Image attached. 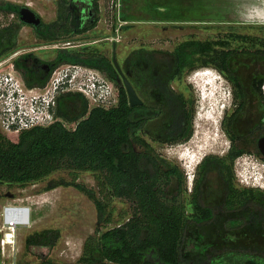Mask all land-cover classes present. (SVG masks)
<instances>
[{
	"label": "trees",
	"instance_id": "1",
	"mask_svg": "<svg viewBox=\"0 0 264 264\" xmlns=\"http://www.w3.org/2000/svg\"><path fill=\"white\" fill-rule=\"evenodd\" d=\"M55 1L57 19L49 24L41 21L33 26L41 38L56 40L62 34H79L94 27L95 23L78 27L76 10L73 15L69 10L74 0ZM93 4L96 15L97 0H93ZM19 9L14 3L0 0V11L19 17ZM150 13L154 18V13ZM123 16L122 19L126 20L127 16ZM21 24L24 23L19 19V22L0 27V58L14 52ZM231 41L238 45L233 47ZM171 55L173 61L166 76L151 79L169 112L167 142H185L193 132V111L188 100L169 86L172 80L181 78L186 71L197 66L217 68L232 82L236 98V106L226 119L230 149L226 157L207 155L200 161L191 190V213L186 212L181 200L183 173L178 166L156 154L152 146L138 135L148 118H134L144 105L130 106L122 83L118 88L117 104L108 108L94 107L87 111V99L77 92L59 96L56 115L64 121L75 122L73 129L67 128L61 120L23 130L16 141L0 133V184L34 183L66 166L97 172L100 185L111 197L127 199L133 204V213L125 222L104 230L95 242L86 241L77 263L68 264H214L219 259L225 264L242 261V264H253L254 259L264 261V250L256 247H225L223 250L204 247L200 258L191 259L183 253L189 228L205 226L216 219L215 209L204 204L203 200V184L211 172L218 173L223 186L222 208L217 209L225 213L242 212V216L229 219L230 225L257 224L264 227V190L236 188L232 168L233 160L244 151L242 135L233 128V123L243 110L246 99L242 80L233 71L232 61L241 55L264 60V40L247 35H229L226 39L210 41L185 40L175 46ZM60 62L84 64L98 69L106 78L120 80V75L105 56L87 50H59L52 65ZM13 63L28 85H42L46 81V77L41 80L28 78L21 59H15ZM263 82V74L255 75L251 81L253 92L262 98L260 87ZM77 103L82 110L71 115L69 110ZM135 143L140 146L139 150ZM173 183L176 192L169 190ZM59 186H72L82 192L93 201L99 216L107 215L109 219L108 203L101 200L92 188L76 179H58L49 181L44 190ZM250 207L257 208L250 210ZM58 237L59 230L45 229L27 235L24 244L26 248H52ZM43 264L53 263L46 259Z\"/></svg>",
	"mask_w": 264,
	"mask_h": 264
},
{
	"label": "rangeland",
	"instance_id": "2",
	"mask_svg": "<svg viewBox=\"0 0 264 264\" xmlns=\"http://www.w3.org/2000/svg\"><path fill=\"white\" fill-rule=\"evenodd\" d=\"M5 1L20 8L24 6L30 8L44 23L49 24L57 19L58 6L55 0ZM148 1L131 0L128 3L123 0H97L94 27L79 34H62L59 39L51 41L41 38L33 26L21 24L14 52L0 58L6 60L1 69L4 72H17L14 66L13 68L11 66L13 59L28 52L44 60H51L59 50L58 47L67 42H70L71 50H87L105 56L114 67L116 63L144 105L134 118L142 116L148 118L138 135L152 146L156 154L178 166L183 173L184 192L181 200L186 212L191 213V190L200 161L207 155L226 157L230 149L226 119L236 106L234 86L217 68H214V71H205L211 66H197L186 71L181 78L172 80L170 89L183 95L191 106L193 132L185 142L170 143L165 140L170 122L169 112L165 109L164 99L153 87L151 79L166 76L167 68L173 61L171 52L182 41L226 39L229 35H247L264 40V19L254 18L260 16L258 12L263 8V0H241L239 9L244 12V16L256 15L247 20L242 19V14L236 17L230 15L227 18L205 16L206 19L200 16L195 18L204 19L158 20L152 18L149 10V7L155 5L151 2L153 0ZM76 3L70 5L72 15L74 10H79ZM123 15L127 16L126 20L122 19ZM129 16L132 18L129 19ZM11 22H19V17L14 13L0 11V27ZM231 45L234 47L238 43L231 41ZM232 69L242 80L246 98L249 99L253 88L252 78L255 75H264V60L253 56H236L232 61ZM109 81L113 86V94H116L118 99V88L121 83L123 84L122 79L120 77V80ZM89 102L87 111L95 107ZM114 102L113 105H116L118 101ZM251 102L242 110V117L238 115L233 123V128L238 133H243L255 121L256 114ZM81 110L77 103L74 107L71 106L69 111L71 115H75ZM63 123L70 129L76 124L66 120ZM0 133L11 141H16L19 135L3 129L1 125ZM135 148L139 150L140 146L135 143ZM252 160L241 155L233 160V182L236 188L264 189L262 172L264 165L257 159L253 162ZM97 175V172L79 171L63 166L34 183L0 184V227L2 209L5 205H25L30 208V226L17 228L13 234L8 233L4 236L7 243L3 246L0 264H42V259H47L53 264L77 263L86 241L95 242L101 232L125 222L133 213V204L127 199L111 197L100 185ZM58 179L68 181L76 179L92 188L101 200L108 203L109 219L107 215L100 217L93 201L72 186L44 190L49 181ZM175 187L173 183L169 190L176 192ZM222 191L223 186L218 173L211 172L203 184V200L204 204L215 209L216 219L205 226L189 228L183 253L190 259L198 256L200 258L201 250L210 246L219 250L242 246L264 250V227L257 224L232 226L229 219L242 216V212L225 213L217 209L222 208ZM254 208L257 207H250V210ZM45 229L59 230V237L52 248L37 247L29 250L24 247L28 233ZM7 231L10 230L4 228V232ZM254 260L253 264H264V261ZM219 262L221 259L214 264Z\"/></svg>",
	"mask_w": 264,
	"mask_h": 264
},
{
	"label": "built area",
	"instance_id": "3",
	"mask_svg": "<svg viewBox=\"0 0 264 264\" xmlns=\"http://www.w3.org/2000/svg\"><path fill=\"white\" fill-rule=\"evenodd\" d=\"M5 62L0 60V125L9 132L19 134L23 130L61 121L56 115L57 101L67 92L80 93L95 107L108 108L118 101L111 82L96 68L63 63L51 70L42 85H28L19 73L2 71ZM1 216L0 230H10L5 235L30 225V208L25 205H5Z\"/></svg>",
	"mask_w": 264,
	"mask_h": 264
},
{
	"label": "flooded vegetation",
	"instance_id": "4",
	"mask_svg": "<svg viewBox=\"0 0 264 264\" xmlns=\"http://www.w3.org/2000/svg\"><path fill=\"white\" fill-rule=\"evenodd\" d=\"M125 2L130 3L131 0H123ZM151 0H149L148 2H150ZM198 3H210V4H221L224 9H226V11H217L215 10L214 12L211 11H205L202 12V15H211L213 14V16H217L219 18H227L228 16L232 14H238V13H242L244 14L243 11H241L239 9V6L241 4V0H195ZM77 2L76 4L79 5V10L77 9V20H78V24H79V28H83L85 27L87 24H92L94 23L95 20V9H94V4H93V0H74V3ZM154 3V0L151 1ZM160 3L166 4L169 3L167 0H162L159 1ZM262 4L264 5V0L262 1ZM242 6H244L242 4ZM264 7L258 12L261 13L263 11ZM147 10V9H146ZM230 11V12H228ZM251 18V17H250ZM247 16H242L243 20H247L250 19ZM254 19V18H252ZM42 21V20H41ZM33 26V25H31ZM70 42H67L65 44H63L62 47H58L59 50H69L70 48ZM56 51V55L54 56L53 59L51 60H44L40 57H38L37 55H35L32 52H28V53H24L20 56H15L16 58L13 59L12 61V65L14 66V60L15 59H21V63L23 64V68L27 73V77L30 79H34V80H41L44 77H46V80L51 72V70L53 68H55L57 65L63 64V63H69V62H60L57 65H52L53 63H55L58 51ZM18 72V71H17ZM19 73V72H18ZM20 74V73H19ZM22 75V74H20ZM253 87V86H252ZM264 87V82L261 84V92H262V96L257 95L256 93L253 92V88H252V93L249 99H245V105L243 107V109L251 102V105L253 107V111H255V121L252 122V124H250V126L247 128V130H245L243 133L241 132L242 135V148H244V151L242 152L241 156H244L245 158H251V159H257L258 161L262 162V164L264 165V153L260 150L259 148V140L261 138H264V94H263V89ZM263 90V91H262ZM250 105V106H251ZM240 117H242V110L240 112ZM252 160V162H253ZM262 172H264V168L262 169ZM259 187H263V186H259ZM264 190V189H261ZM30 226V225H29ZM4 229L2 228L0 230V256L3 254V246H2V241L4 240L3 237L5 236ZM33 232L28 233L32 234ZM7 241V238L5 240V243ZM24 247L26 248L25 244ZM36 247H30V248H26L29 250H32ZM46 259H42V264Z\"/></svg>",
	"mask_w": 264,
	"mask_h": 264
},
{
	"label": "water",
	"instance_id": "5",
	"mask_svg": "<svg viewBox=\"0 0 264 264\" xmlns=\"http://www.w3.org/2000/svg\"><path fill=\"white\" fill-rule=\"evenodd\" d=\"M163 5H164V8H158V6L149 7V10L154 13L153 17L155 19H158V20L204 19V18H183V17L181 18V17L172 16V14L170 13V10H171L170 7L173 8L174 5L171 4V3H166V4H163ZM254 16H256V15H253V16L251 14L248 15L249 18L250 17H254ZM212 18H214V17H212ZM254 18L264 19V17H262V16H258V17H254ZM19 19L24 24L33 25V26H37L41 22V18L33 10H31L30 8H28L26 6L21 7L19 9ZM115 69H116V71L118 72V74L120 75V77L122 79L123 86L125 88V91H126V94H127V98H128V101H129V105L130 106H136V105L142 104V101L138 97L133 85L128 80V78L123 74L122 70L120 69V67L116 63H115ZM259 148L264 153V138H261L259 140Z\"/></svg>",
	"mask_w": 264,
	"mask_h": 264
},
{
	"label": "bare ground",
	"instance_id": "6",
	"mask_svg": "<svg viewBox=\"0 0 264 264\" xmlns=\"http://www.w3.org/2000/svg\"><path fill=\"white\" fill-rule=\"evenodd\" d=\"M159 1L162 2V0H154V6H158V8H164L163 3H160ZM169 3L173 4L174 7H170V13L172 16L175 17H183V18H195V17H214L213 14L211 15H202V12L205 11H211L214 12L215 10L217 11H226L224 7L221 4H210V3H201L197 2L195 0H167ZM264 7V5H263ZM230 12V11H228ZM239 14H242L241 12L238 14H232L234 17L238 16ZM260 16L264 17V9L261 13H258ZM244 14H242L243 16ZM206 16V17H205ZM205 81V80H204ZM7 236V234H6Z\"/></svg>",
	"mask_w": 264,
	"mask_h": 264
},
{
	"label": "clouds",
	"instance_id": "7",
	"mask_svg": "<svg viewBox=\"0 0 264 264\" xmlns=\"http://www.w3.org/2000/svg\"><path fill=\"white\" fill-rule=\"evenodd\" d=\"M208 70H213V71H214L215 69H214V67H209V68H207V70H205V71H208ZM209 72H210V71H209ZM207 73H208V72H207ZM263 89H264V87H263ZM221 118H222V117H221ZM223 118H224V116H223Z\"/></svg>",
	"mask_w": 264,
	"mask_h": 264
}]
</instances>
